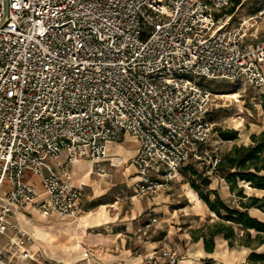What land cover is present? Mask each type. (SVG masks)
Masks as SVG:
<instances>
[{"label":"built area","instance_id":"1","mask_svg":"<svg viewBox=\"0 0 264 264\" xmlns=\"http://www.w3.org/2000/svg\"><path fill=\"white\" fill-rule=\"evenodd\" d=\"M232 4L0 0V236L8 239L0 264H55L20 223L26 206L80 217L83 185L54 161H106L107 142L130 133L139 143L136 195H151L210 138L215 92L206 79L264 87V6L233 24ZM158 256L179 259L171 248Z\"/></svg>","mask_w":264,"mask_h":264},{"label":"crops","instance_id":"2","mask_svg":"<svg viewBox=\"0 0 264 264\" xmlns=\"http://www.w3.org/2000/svg\"><path fill=\"white\" fill-rule=\"evenodd\" d=\"M126 138L136 144L129 151L118 152ZM138 148L137 138L124 133L107 142L106 161L81 158L68 166L64 157L54 161L57 170L66 172L73 183L83 185L82 212L77 219L60 218L44 215L35 205L26 206L18 216L34 236L33 248L40 249L55 264H169L158 256L164 248L178 253L176 264H206L207 260L210 264H255L249 256L254 251L264 253V243L231 244L219 234L214 238V249L208 251L201 236L185 243L182 237L173 242L172 238L180 234L172 223L178 215L191 212V205L172 206V193L167 188L151 195L133 194L140 175L131 158ZM82 161L90 163L84 172L79 171ZM95 165L101 166L100 171H95ZM26 179L39 183L36 176ZM222 182L224 187L226 181ZM211 189L217 191L215 187ZM149 254L156 257L147 259Z\"/></svg>","mask_w":264,"mask_h":264},{"label":"rangeland","instance_id":"3","mask_svg":"<svg viewBox=\"0 0 264 264\" xmlns=\"http://www.w3.org/2000/svg\"><path fill=\"white\" fill-rule=\"evenodd\" d=\"M263 6L264 0H242L240 5H232L228 9V13H232V22L237 24L240 19L259 12ZM232 7H234L233 10ZM259 24L261 25L260 32L264 41V15L260 19ZM205 84L215 92L209 115V119L214 123V126L207 143L200 145V157L190 159L180 171L179 176L181 179L180 177V180L174 178L170 187L167 188L169 193H172L169 196L172 206L191 205V212L178 215L176 221L172 223V226L180 234V236L176 234V237L172 239L175 242L182 237L183 243L193 241L194 236H200L203 232H210L214 225L224 222L232 223L235 226L238 238L235 241L239 243L250 239L246 236V229L238 223L226 220L227 213L223 209L221 210V215L212 211L209 205L201 198L199 191L194 188L193 182L201 185L202 190L205 192L207 189L217 188L225 203L237 209L245 210L242 205L243 203H249L250 196L264 198V190L252 187L248 182L238 180L236 186L233 187L227 181V186L223 187L222 181L224 180L215 171L214 165L216 157L221 156L235 144L251 143V135L260 133L264 129V111L261 106L262 98H264V87L259 88L249 82L227 79H206ZM231 129L239 132L238 137L232 140L223 139L221 133ZM135 144L133 140L126 138L125 141L120 143L118 152L129 151ZM89 167L90 163L82 161L79 164V171L84 172ZM100 167V165H95V171L96 169L100 171ZM29 176H31L30 172H26L25 178H29ZM206 176L211 179L208 185L202 184L203 177ZM241 189L243 190V195H240ZM132 192L136 194L134 188ZM215 197L216 194L212 193L211 198L215 199ZM248 211L251 215L264 220V211L261 208L250 207ZM168 230L169 228L167 227ZM250 231L253 237L252 246H257L259 242L255 237L257 230L251 229ZM7 240L6 237L0 236V247Z\"/></svg>","mask_w":264,"mask_h":264},{"label":"trees","instance_id":"4","mask_svg":"<svg viewBox=\"0 0 264 264\" xmlns=\"http://www.w3.org/2000/svg\"><path fill=\"white\" fill-rule=\"evenodd\" d=\"M233 6L240 5L242 0H232ZM234 7H232L233 10ZM262 110L264 111V98L261 102ZM239 132L235 129L223 131L221 137L225 140H232L238 137ZM252 142L249 144H235L228 151L219 156L220 160L215 165V171L226 182L228 181L233 187L236 186L238 180L248 182L252 187L264 190V129L260 133H253L251 135ZM196 172V171H195ZM211 179L206 176L203 177L202 184L208 185ZM195 189L199 191L201 198L209 205L212 211L221 215L223 209L227 213L226 220L233 223H238L246 229V236L249 237L247 241L242 243L245 245H252L251 229L257 230L255 236L259 242L264 243V220L253 216L248 211L250 207H258L264 211V198L258 196H250L249 203H243L245 210L233 208L221 198L218 191L207 189L205 192L202 190L201 185L193 182ZM215 193V199L211 198V194ZM240 195H243V190H240ZM223 234L229 239L231 244H234L237 239L236 228L232 223H219L214 225L210 232L201 233L204 239L205 247L208 251H212L215 246V236ZM194 236V239L200 237ZM249 260L255 264H264V253L252 252ZM210 264V260L206 261Z\"/></svg>","mask_w":264,"mask_h":264}]
</instances>
